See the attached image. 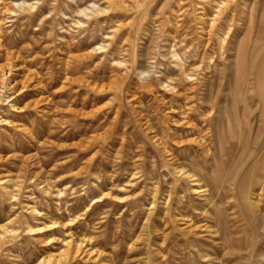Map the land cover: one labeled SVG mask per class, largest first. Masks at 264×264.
<instances>
[{"label":"rangeland","instance_id":"1","mask_svg":"<svg viewBox=\"0 0 264 264\" xmlns=\"http://www.w3.org/2000/svg\"><path fill=\"white\" fill-rule=\"evenodd\" d=\"M1 1L0 66L12 71L17 85L5 96L15 91L17 110L0 102V119L7 121L0 124V179L15 184L10 202L0 184V224L16 220L10 225L15 234L0 242V264H32L65 250V240L82 238L90 240L84 249L91 254L52 264H264V80L257 78L263 73L264 79V53L251 86L244 70L264 39V0H228L235 11L225 19L217 12L225 0H122L117 6L25 0L36 3L23 9L13 4L23 0ZM90 1L108 10L87 18L75 12ZM224 32L220 50L217 38ZM102 42L105 49L78 58ZM142 66L151 71L147 89L138 75ZM185 74L197 80L186 82ZM202 89L212 104L195 118L215 157L189 142L193 136L184 125ZM217 134L223 135L221 150ZM246 152H253L249 159ZM176 165L202 176L205 192H192L172 170ZM100 190L118 199L92 205ZM30 206L43 216H31ZM26 220L39 227L58 222L45 231L54 241L45 245L41 235L24 232Z\"/></svg>","mask_w":264,"mask_h":264},{"label":"bare ground","instance_id":"2","mask_svg":"<svg viewBox=\"0 0 264 264\" xmlns=\"http://www.w3.org/2000/svg\"><path fill=\"white\" fill-rule=\"evenodd\" d=\"M232 1V0H231ZM255 1V0H254ZM106 2L107 3H109V4H113V5H119V4H123V1L122 0H106ZM221 2V1H220ZM36 3V2H35ZM35 3H33V2H28V1H25V0H23V1H21V2H14L13 4L15 5V6H17V7H19V8H21L22 7V9H23V7L24 6H27V7H29V8H34V4ZM137 3V2H136ZM125 5V4H124ZM142 5V4H141ZM217 5H218V3H217ZM233 5V4H232ZM241 7V6H240ZM246 8V7H245ZM254 8V7H253ZM252 9V8H251ZM6 10V8L4 7V5H3V2L0 0V14H1V12L2 11H5ZM108 10V8H107V6L106 7H103V6H101V5H99L97 2H95V1H90V2H88V3H86V4H84V5H82V6H77V10L75 11V12H77L79 15H82V16H85L86 18L87 17H89V16H91V15H93L94 14V16H95V13H103V12H106ZM217 10V9H216ZM235 11V6L233 5V6H228V0H225L224 2H222L219 6H218V10H217V12L220 14V12H221V14H223L222 16L224 17L223 19H225V17L227 18L228 17V12L230 13V12H232V15H233V12ZM241 11V10H240ZM12 12H14V11H12ZM10 13V12H9ZM77 14V15H78ZM99 14V15H100ZM97 15V14H96ZM214 15V14H213ZM201 16V15H200ZM217 16H219L218 14H217ZM230 16H231V14H230ZM230 16L228 17V18H230ZM259 16V15H258ZM249 17H250V15H249ZM254 17V16H253ZM207 18H208V16H207ZM214 18V17H213ZM84 19V18H83ZM209 19V18H208ZM215 19V18H214ZM216 19H219V17L218 18H216ZM222 19V18H221ZM237 19V18H236ZM235 19V20H236ZM248 19V18H247ZM253 19V18H252ZM259 19V18H258ZM79 20V19H78ZM209 20H211V19H209ZM229 20V19H228ZM239 20V19H238ZM237 20V21H238ZM257 20V19H256ZM255 20V21H256ZM219 21V20H218ZM230 21H232V20H230ZM245 21H247V20H245ZM207 22V21H206ZM213 22L214 21H210V23H209V25L210 26H212V24H213ZM223 22V21H222ZM226 22V21H225ZM236 22V21H235ZM258 22V21H257ZM257 22H256V24H257ZM79 23H82L81 22V20H79L78 21V24ZM208 23V22H207ZM242 23V22H241ZM251 23V22H250ZM217 24V23H216ZM219 24H220V22H219ZM247 24V23H246ZM262 24V23H261ZM80 25V24H79ZM208 25V24H207ZM222 25V24H221ZM230 25V24H229ZM232 25V24H231ZM255 25V24H254ZM217 26V25H216ZM224 26V25H223ZM222 26V27H223ZM248 26V25H247ZM222 27H221V29H222ZM225 27V26H224ZM230 27V26H229ZM228 27V28H229ZM234 27V26H233ZM245 27V26H244ZM255 28H256V25L254 26ZM259 27V26H258ZM220 28V27H219ZM226 28V27H225ZM239 28H241L240 26H237V29H239ZM252 28V27H251ZM211 29V28H210ZM231 29H232V27H231ZM246 29V28H245ZM258 29V28H257ZM214 30H216V28L214 29ZM213 29H212V33H213V31H214ZM241 30V29H240ZM242 31V30H241ZM257 31V30H256ZM207 32V31H206ZM219 32H221V31H219ZM208 33H209V31H208ZM211 33V32H210ZM221 33H223V32H221ZM230 33V32H229ZM242 33V32H241ZM252 33V32H251ZM232 34H233V32H232ZM240 33H238V35H239ZM206 35H208V34H206ZM211 35V34H210ZM235 35V34H234ZM107 36V35H106ZM116 36V35H115ZM209 36V35H208ZM229 36H230V34H229ZM255 36H256V34H255ZM238 37V36H237ZM258 38H259V36H257ZM2 38V37H1ZM1 38H0V49H2V44H1ZM119 38V37H118ZM208 38V37H207ZM209 38H210V36H209ZM217 38V37H216ZM226 38H227V33H225L224 32V34L223 35H221V36H218V44H219V47H220V50H223V49H221V48H223V45H224V43H225V41H226ZM211 39V38H210ZM235 39V38H234ZM120 41V40H119ZM210 41V40H209ZM217 41V40H216ZM257 41V40H256ZM262 42V44H260L259 42H257V43H259L260 44V47H258L257 49H256V51L254 52V56H252L253 58L251 59V61L249 62V64L247 65L246 64V66H245V72H247V79H248V85H250L251 84V82H250V78H251V75H252V72H253V69H254V66H255V64H256V62L258 61V59L260 58V56L264 53V39H263V41H261ZM3 43V42H2ZM256 43V44H257ZM205 44H207V42L205 43ZM210 44V43H209ZM233 44V43H232ZM210 46V45H209ZM208 46V47H209ZM226 46V45H225ZM230 46V45H229ZM232 46V45H231ZM241 46V45H240ZM105 47H106V44L104 43V42H102L101 44H95L94 46H91L90 45V48L88 49V52H84L85 54H80V56H78V58H83V57H89V56H92V54L93 53H95L97 50H103V49H105ZM207 47V48H208ZM212 47V46H211ZM251 47V46H250ZM257 47V46H256ZM204 48V47H203ZM242 48V47H241ZM244 48H246V46L244 47ZM215 49V48H214ZM213 49V50H214ZM247 49V48H246ZM245 49V50H246ZM207 50V49H206ZM210 50V49H209ZM216 50V49H215ZM219 50V51H220ZM236 50V49H235ZM239 50H240V48H239ZM238 50V51H239ZM238 51H237V53H238ZM135 52V51H134ZM168 52H170V54H171V58L172 59H174L176 62L174 63L176 66H181L182 65V61H180V59H179V57H178V54H177V52H176V50L175 49H172L171 51H168ZM204 52V51H203ZM222 52V51H221ZM236 52V51H235ZM100 53V52H99ZM115 53V52H114ZM208 53V52H207ZM97 54V53H96ZM102 54V53H101ZM134 54V53H133ZM100 55V54H99ZM135 55V54H134ZM204 55V54H203ZM234 55V54H233ZM237 55V54H236ZM8 56V54L6 55V57ZM137 56V55H136ZM104 57H105V55H104ZM135 57V56H134ZM203 57V56H202ZM239 57V56H238ZM182 58V57H181ZM234 58V57H233ZM112 59V58H111ZM142 59H144V58H142ZM235 59V58H234ZM119 60V59H118ZM14 61V60H13ZM115 61V60H114ZM208 61V60H207ZM137 62V61H136ZM135 62V63H136ZM174 62V61H173ZM183 62H184V60H183ZM200 62H201V60H200ZM212 62V61H211ZM211 62H209V63H211ZM236 62H237V59H236ZM235 62V63H236ZM111 63V62H110ZM116 63L117 64H121V62L120 61H116ZM125 63H126V61H125ZM65 64V63H64ZM77 64V63H76ZM76 64H74V66L76 65ZM124 64V63H123ZM145 64V63H144ZM184 64V63H183ZM258 64V63H257ZM79 65H81V64H79ZM78 65V66H79ZM135 65V64H134ZM143 65V64H142ZM185 65V64H184ZM206 65V64H205ZM234 65V64H233ZM239 65V64H238ZM264 65V64H263ZM77 66V65H76ZM75 66V69L77 68ZM143 66H145V65H143ZM141 67L140 69H138L139 70V76H141V78H142V81H144L143 82V85L144 86H142V87H145L146 89L147 88H150L151 87V82L148 80V78L150 77V70H148L147 69V67L145 68V67ZM210 66V65H209ZM18 67V66H17ZM71 67V66H70ZM69 67V68H70ZM80 67V66H79ZM78 67V68H79ZM184 67V66H183ZM204 67V66H203ZM206 67V66H205ZM261 67H262V65H261ZM260 67V68H261ZM14 68V67H13ZM133 68V67H132ZM136 68V67H135ZM138 68V67H137ZM256 68H257V66H256ZM259 68V67H258ZM69 70V69H68ZM135 70V69H134ZM138 70H136L137 72H138ZM202 70V69H201ZM206 70V69H205ZM208 70V69H207ZM63 71H66V68H65V70H63ZM69 71H71V70H69ZM75 71V70H74ZM73 71V72H74ZM132 71V70H131ZM179 71V70H178ZM204 71V70H203ZM230 71V70H229ZM72 72V73H73ZM77 72V71H76ZM129 72V71H128ZM135 72V71H134ZM180 72V71H179ZM10 73H12V71L10 72L9 71V69H6L4 66L3 67H1L0 66V102H4V101H7V103H10V107H13V108H11V109H14L15 110V105L13 104V103H11L14 99H16L15 97L17 96V95H14L15 94V91L14 92H11L10 94H8V95H6L5 96V93H6V91H8V90H11V88L12 87H14V83H12L13 82V80L10 78ZM72 73H70V74H72ZM215 73V72H214ZM131 74V73H130ZM263 74V73H262ZM262 74H259L258 75V79L260 80H264V79H262L263 78V75ZM68 75V74H67ZM127 75V74H126ZM135 75V74H134ZM181 75V74H180ZM201 75V74H200ZM205 75V74H204ZM211 75V74H210ZM218 75V74H217ZM228 75H230V74H228ZM129 76V75H128ZM184 76V75H183ZM197 76V75H196ZM214 76V75H213ZM130 77V76H129ZM170 77V76H169ZM205 77V76H204ZM209 77V76H208ZM215 77V76H214ZM219 77H220V75H219ZM232 77V76H231ZM252 77H254L253 75H252ZM29 78H30V76H29ZM126 78H128V77H126ZM166 78V77H165ZM183 78V77H182ZM213 78V77H212ZM220 78H222V77H220ZM140 79V78H139ZM167 79H169V78H167ZM235 79V78H234ZM240 79V78H239ZM251 79H254V78H251ZM25 80V79H24ZM110 80H112V79H110ZM113 80H114V78H113ZM170 80V79H169ZM182 80V79H181ZM184 80L186 81V82H188V81H194V80H197V77H194L193 75H191V74H185V77H184ZM204 80V79H203ZM209 80H211V79H209ZM216 80V79H215ZM219 80V79H218ZM230 80H232V79H230ZM256 80V79H255ZM117 81V80H116ZM180 81V80H179ZM220 81V80H219ZM240 81V80H239ZM111 82V81H110ZM113 82H115V81H113ZM173 82V81H172ZM184 81H182V83H183ZM196 82V81H195ZM210 82V81H209ZM256 82V81H255ZM255 82H254V84H255ZM19 83V82H18ZM22 83V82H21ZM112 83V82H111ZM111 83H109V84H111ZM116 83V82H115ZM162 83V82H161ZM200 83H203V81H200ZM213 83V82H212ZM16 84V83H15ZM26 84V83H25ZM164 84V83H163ZM190 84V83H189ZM262 84V83H261ZM17 85V84H16ZM22 85V84H21ZM107 85V84H106ZM114 85V84H113ZM172 85V84H171ZM191 85V84H190ZM230 85H231V83H230ZM92 86V85H91ZM162 86V85H161ZM164 86L165 87H168L169 88V86L170 85H168V84H164ZM213 86H214V84H213ZM232 86V85H231ZM247 86V85H246ZM251 86V85H250ZM250 86H249V88H250ZM110 88H111V86H109ZM172 86H170V88H171ZM200 87H202V86H200ZM254 87V86H253ZM255 87H256V85H255ZM93 88V87H92ZM112 88H113V86H112ZM144 88V89H145ZM183 88V87H182ZM198 89H199V86L197 87ZM245 88V87H244ZM248 88V87H247ZM105 89V88H104ZM153 89V88H152ZM178 89V88H177ZM240 89V88H239ZM255 89V88H254ZM261 89V88H260ZM169 90V89H168ZM209 90H210V88H209ZM231 90V89H230ZM249 90V92H250V89H248ZM20 91V90H19ZM175 91V90H174ZM184 91V90H183ZM194 91V90H193ZM232 91V90H231ZM241 91V90H240ZM121 92V91H120ZM178 92V91H177ZM197 92H199V91H197ZM223 92V91H222ZM246 92H247V89H246ZM246 92H245V95H246ZM257 92V91H256ZM2 93H4L3 95H2ZM179 93V92H178ZM182 93V92H181ZM252 92H250V93H247V94H251ZM192 94V93H191ZM199 95H200V99H198V101L195 103V107H193L192 106V109L190 108V113H189V115H188V119L187 120H185V122H184V125L186 126V128L189 130V131H187V132H190V135L191 136H193V137H191V138H188V140L189 139H191L189 142H191V143H195V144H197V146L199 147V149H201V150H204V152L206 153V155H209V156H211V157H215V151L213 152L212 151V149H211V147H210V145L208 144V142H207V140L205 139V137H207V136H205L204 138H203V136L206 134V131H205V134L203 135L202 134V127H201V125H200V123L199 122H201L200 120H198V119H196L195 117L197 116L196 114V112H198L199 113V115H201V116H203L202 115V111H203V109H204V107L206 106V104H212V102H211V98H208V97H206L205 96V94H204V92H203V89L202 90H200V92L198 93ZM228 94V93H227ZM189 95V94H188ZM217 95V94H216ZM244 95V94H243ZM258 96L261 98L262 97V95H260V93L258 94ZM196 98H197V96H195ZM245 97H247V96H245ZM1 98H3L2 100H1ZM131 98H133V97H131ZM217 98V97H216ZM232 98V97H231ZM126 99V98H125ZM193 100V96H191V98H190V100ZM213 99V98H212ZM247 99H248V97H247ZM255 99V98H254ZM127 100V99H126ZM185 100H186V98H185ZM246 100V99H245ZM49 102V101H48ZM188 102V101H187ZM186 102V103H187ZM190 102V101H189ZM232 102V101H231ZM121 103V102H120ZM257 103V102H256ZM26 104V103H25ZM36 104H38V101H36L35 102V105ZM185 104V103H184ZM258 104V103H257ZM27 105V104H26ZM34 105V106H35ZM230 105V104H229ZM208 106V105H207ZM227 106V105H226ZM231 106V105H230ZM229 106V107H230ZM69 107V106H68ZM119 107V106H118ZM186 107V106H185ZM228 107V106H227ZM259 107V106H258ZM100 108V107H99ZM181 108V107H180ZM187 108V107H186ZM26 109V108H25ZM98 109V108H97ZM169 109V108H168ZM189 109V108H188ZM234 109V108H233ZM248 109V108H247ZM16 110H17V107H16ZM21 110V109H20ZM43 110V109H42ZM173 111V110H172ZM188 111V110H187ZM207 111V110H206ZM215 111H216V108H215ZM255 111V110H254ZM221 112V111H220ZM227 112V111H226ZM48 113V112H47ZM76 113V112H75ZM92 113V112H91ZM91 113H87L86 115H90ZM97 114V113H96ZM115 114V113H114ZM187 114V113H186ZM211 114V113H210ZM222 114V113H221ZM212 115V114H211ZM215 115V114H214ZM213 115V116H214ZM233 115V114H232ZM117 117V116H116ZM217 117V116H216ZM215 117V118H216ZM223 117H224V115H223ZM183 118V117H182ZM198 118V117H197ZM210 118H211V116H210ZM220 118V117H219ZM225 118L227 119V115L225 114ZM237 118V117H236ZM186 119V118H185ZM200 119V118H199ZM209 119V118H208ZM216 119H218V118H216ZM215 119V120H216ZM226 119H225V122H226ZM48 120V119H47ZM46 120V121H47ZM103 120V119H102ZM198 120V121H197ZM203 120H205V119H203ZM263 120V119H262ZM2 121L3 122H5V123H7V121L5 120V119H0V124L2 123ZM206 121V120H205ZM217 121V120H216ZM143 122V121H142ZM218 122V121H217ZM255 122V121H254ZM182 123V122H181ZM180 122H179V124H181ZM202 123V122H201ZM177 124V123H176ZM148 125V124H147ZM207 125V124H206ZM211 125V124H210ZM209 124H208V126H210ZM241 125V124H240ZM177 126H178V124H177ZM204 126H205V124H204ZM217 126V125H216ZM212 127V126H211ZM224 127V126H223ZM168 129H169V127H168ZM181 129H183V128H181ZM218 129V128H217ZM170 130V129H169ZM205 130V129H204ZM207 130V129H206ZM211 130V129H210ZM213 130V129H212ZM157 131V130H156ZM166 131V130H165ZM171 131V130H170ZM186 131V130H185ZM221 131V130H220ZM258 131V130H257ZM211 132V131H210ZM213 132V131H212ZM216 132H219V130H217ZM223 132H221V134H222ZM239 133H240V131H239ZM171 134V133H170ZM220 134V133H219ZM224 134H225V132H224ZM261 134H262V132H261ZM169 135V134H168ZM203 135V136H202ZM208 135V134H207ZM218 135V134H217ZM245 135V134H244ZM166 136V135H165ZM170 136V135H169ZM215 136V135H214ZM257 136V135H256ZM86 137V136H85ZM171 137V136H170ZM190 137V136H189ZM240 137V136H239ZM163 138V137H162ZM165 138V137H164ZM172 138H174V137H172ZM212 138H213V136H212ZM216 138V137H215ZM224 138H225V136H224ZM259 138V137H258ZM158 139V138H157ZM226 139V138H225ZM257 139V138H256ZM155 140H156V138H155ZM155 140L153 141V142H155ZM171 140V139H170ZM238 140H239V138H238ZM241 140V139H240ZM239 140V141H240ZM245 140H246V138H245ZM259 139H257V141H258ZM209 141V140H208ZM225 141V140H224ZM227 141V140H226ZM248 141V140H247ZM151 142V141H150ZM156 142H157V140H156ZM216 143H218V148L221 150V146H222V142H223V135H218V139H217V141H215ZM228 142V141H227ZM252 142H254L253 140H252ZM167 143V142H166ZM166 143H164V144H166ZM179 143V142H178ZM188 143V142H187ZM241 143V142H240ZM245 143H247V142H245ZM244 143V144H245ZM255 143H257V142H255ZM261 143V142H260ZM160 144L161 143H157V145L158 146H160ZM175 144H176V142H175ZM182 143H180L179 144V146L181 145ZM228 144H229V142H228ZM254 144V143H253ZM155 145V144H154ZM238 145V144H237ZM246 145V144H245ZM251 145V144H250ZM249 145V143H248V146H250ZM195 146V145H194ZM225 146H226V143H225ZM252 146V145H251ZM250 146V147H251ZM161 147H162V145H161ZM164 147H166V146H164ZM217 147V146H216ZM239 147H241V146H239ZM257 147V146H256ZM260 146H258L257 148H259ZM217 148V149H218ZM253 148V147H252ZM189 149H190V146H189ZM197 149V148H196ZM227 149H228V147H227ZM249 148H247V150H248ZM200 150V151H201ZM223 150V149H222ZM258 150V149H257ZM165 151V150H164ZM189 151V150H188ZM193 151V150H192ZM242 150H241V148H240V156L242 155L241 153H243V152H241ZM244 151H246V150H244ZM252 151H253V149H252ZM190 152H191V150H190ZM197 152V151H196ZM239 151H237V153H238ZM172 153H174V152H172ZM194 153V152H193ZM247 153V152H246ZM245 153V154H246ZM260 153V152H259ZM190 154V153H189ZM188 154V155H189ZM197 154V153H196ZM198 154H200L199 152H198ZM221 154H222V152H221ZM239 154V153H238ZM248 155H249V153H247ZM252 154H253V152H251V154L248 156V158L247 159H249L250 158V156H252ZM255 154H256V152H255ZM186 155V154H185ZM223 155V154H222ZM225 155H226V152H225ZM258 155V154H257ZM167 156H168V160H171L172 161V157H174V156H172L171 157V154H167ZM166 156V157H167ZM190 156V159L193 161L194 160V156L192 155H189ZM218 156V155H217ZM228 156V155H227ZM240 156H239V158H240ZM197 157H198V155H197ZM196 157V158H197ZM201 157V156H200ZM237 157V156H236ZM243 157V156H242ZM241 157V158H242ZM195 158V159H196ZM210 158V157H209ZM220 158H221V156H220ZM229 158V157H228ZM174 159H175V157H174ZM202 160H203V157L201 158ZM237 159V158H236ZM247 159H246V161L244 160L243 161V163H242V165H238L239 166V168L237 169V171H238V173L237 174H239L240 173V171H242L243 169H244V166L247 164ZM252 159V158H251ZM212 160H213V158H212ZM212 160H211V162L210 163H212ZM221 160V159H220ZM231 160V159H230ZM233 160H234V156H233ZM242 160V159H241ZM241 160L240 161H237V162H241ZM170 161V162H171ZM187 161V160H186ZM192 161H191V163H192ZM195 161V160H194ZM173 162V161H172ZM171 162V163H172ZM177 162V161H176ZM232 162V161H231ZM199 163V162H198ZM205 163V162H204ZM235 163V162H234ZM200 164V163H199ZM206 164H208V163H206ZM232 165H233V163H231ZM241 164V163H240ZM183 165V164H182ZM209 165V164H208ZM201 167L203 166L202 164L200 165ZM199 166V167H200ZM212 166V165H211ZM234 166V165H233ZM237 166V165H236ZM235 166V167H236ZM174 168V169H173ZM172 168V170H176V173H178L182 178H184V179H186V180H188L191 184H192V192H194V193H200V192H205V190L203 189V184H202V181L201 180H203L202 179V176H198L197 175V173H195V172H193L192 170H190V169H186V168H184V166L182 167V166H177L176 165V167H173ZM233 168V167H232ZM203 169H206V168H203ZM234 169H236V168H234ZM252 169V168H251ZM175 173V172H174ZM215 173V172H214ZM218 173V172H217ZM230 173V172H229ZM255 173V172H254ZM231 174H233V173H231ZM231 174H229V175H231ZM204 175V174H203ZM213 175V174H212ZM132 176H134V174H132ZM232 176H234V175H232ZM179 177V176H178ZM210 177V176H209ZM226 177H227V175H226ZM206 178V177H205ZM218 179V178H217ZM216 179V180H217ZM233 179H235L236 180V177H234ZM219 180H222L221 178L219 179ZM204 181V180H203ZM213 182V181H212ZM226 183V182H225ZM234 183H235V181H234ZM233 183V184H234ZM0 184L2 185V187H1V189L3 188L4 189V192H5V194H6V196H7V198H8V202H10V201H12L13 199H14V197H15V195H14V193H13V187L15 186V184H14V180L12 179V178H2V179H0ZM228 184H229V182H228ZM231 184H232V182H231ZM232 184V185H233ZM236 184V183H235ZM264 184V183H263ZM47 185V184H46ZM118 187H120V186H118ZM263 187V186H262ZM234 188V187H233ZM2 189V190H3ZM263 189V188H262ZM261 189V190H262ZM219 190V189H218ZM222 190V189H221ZM215 191H216V188H215ZM223 191V190H222ZM260 191V190H259ZM261 192V191H260ZM215 193V192H214ZM218 193V192H217ZM221 192H219V196L221 195L220 194ZM244 193H247V191L246 192H244ZM59 195V194H62V191L61 190H57V192H56V195ZM210 194V193H209ZM152 195V194H151ZM200 195V194H199ZM249 195V194H248ZM259 195V194H258ZM245 196H246V194H245ZM110 197H112V198H117L118 199V197L117 196H114V195H112V194H110V191L108 190V191H104V190H100V193L98 194V196H96L95 198H92L91 199V204L93 205V204H98V203H101V202H103L105 199H108V198H110ZM207 197V196H206ZM244 197V196H243ZM242 197V198H243ZM168 198V197H167ZM241 200V199H240ZM226 202V201H225ZM244 202H246V201H244ZM256 202H257V200H256ZM151 204V203H150ZM153 204V203H152ZM243 204V203H242ZM246 205V204H245ZM153 206V205H152ZM247 206V205H246ZM153 208V207H152ZM155 208V207H154ZM28 212H29V214L31 215V216H33L34 218H39V217H42L43 216V213L42 212H40L39 210H37L34 206H30V207H28L27 209H26ZM15 220V217H12V218H8L7 217V219H5L1 224H0V242H2V241H4V239L5 238H7L8 236H10V235H13V234H15V230L14 229H10V225L13 223V221ZM16 221V220H15ZM59 223L58 222H56V221H52V220H50V221H48V223H44V225H42V226H34V225H32L29 221H25L24 222V232H26L27 234H29V235H41L42 236V242H44L45 243V245H49L50 243H52L51 241H54V240H52L53 238H50L49 236H47L46 235V233H45V231H49V230H52L54 227H57V225H58ZM59 226V225H58ZM64 227V226H63ZM61 241H63V240H61ZM6 243V242H5ZM4 244V243H3ZM2 244V245H3ZM90 244V240L89 239H84V238H82V239H80V240H76V241H74V240H68V241H64L63 242V245L66 247L65 248V250H62V251H60V252H58L57 254H51V255H48V256H46V257H40L36 262H34V263H32V264H52V263H54V262H59L60 260H65V259H67L68 257H73V258H75V257H77L79 254H81V253H87L88 252V249L87 250H85L84 248L85 247H87L88 245ZM88 253H90L91 254V252H88ZM262 255V254H261Z\"/></svg>","mask_w":264,"mask_h":264}]
</instances>
